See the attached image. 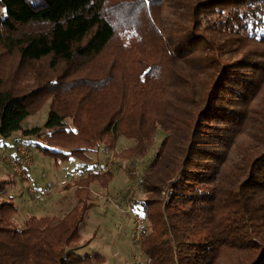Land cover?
Instances as JSON below:
<instances>
[{
  "label": "trees",
  "instance_id": "16d2710c",
  "mask_svg": "<svg viewBox=\"0 0 264 264\" xmlns=\"http://www.w3.org/2000/svg\"><path fill=\"white\" fill-rule=\"evenodd\" d=\"M187 1L191 3L187 12L176 8L174 13V16L181 14L184 18L186 14L190 18L191 27L184 28L185 34L179 43L167 42L164 35L160 41L157 36L160 37L161 31L153 27L149 14L150 40L155 38L154 41L160 43V51L154 41V49H143L154 57L155 63L148 67L144 82L137 79L138 82L126 85L122 80L129 68L125 66L127 63L122 64L124 71L118 79L113 76L120 62L116 56L109 64L102 63L101 79L90 76L78 82L68 81L77 71L91 69L112 45L116 25L108 14L107 0H0L3 9L0 14V135L9 137L14 132L34 135L42 139L43 143L37 142L36 146L45 155L63 159L72 155L89 161L88 150L99 149L101 144L111 149L112 141L117 144L120 136L126 137V133L118 132L122 120L107 121L101 130L107 135L112 132L114 138L105 141L100 134L84 133L78 124L68 125L67 119L77 120L62 109H71L74 102L84 109L92 108L89 100L102 95L112 99L114 94L110 90L117 85L126 88L120 98L123 103L129 100L125 97L131 96L130 106L143 105L139 100L141 90L137 91L141 84L147 87L145 91L160 84L172 87L162 74L169 69L177 85L178 77L185 79L177 70L178 66H183L190 89L185 94L196 97L195 103L188 104L190 116L184 121L187 129H191V138L181 158L180 152L171 157L161 184L143 180L148 191L143 204L151 224L145 228V236L139 243L141 253L146 264H264V118L260 116L254 120L255 112L249 108L264 83V69L258 77L255 73L264 55H257L256 64L248 67H238L237 63L242 61H230L218 68L222 57L219 49L226 39L245 32L242 42L250 40L264 44V0ZM175 7L181 4L172 6ZM205 12L207 16L221 13V28L226 30H216L215 25L210 29L212 33L224 34V39L209 37L206 30L199 29L202 28L200 16ZM256 16L260 19L258 24L250 20ZM131 26L129 24V28H133ZM237 26L243 31L236 32ZM197 44H201L203 57L193 49ZM8 56L18 57L16 72L30 65L27 76L36 79V85L30 90L27 88L31 85H17V80L22 83L27 76L22 79L16 72L12 71L11 76L4 71ZM43 59L50 60L52 69L61 63L67 68L60 77H47L36 66ZM204 62L208 64L202 65ZM250 62L247 59L246 63ZM201 75H210L211 84L201 80L198 77ZM128 88L133 90L128 93ZM80 94L83 96L78 100ZM48 98H51L50 111L45 125L26 129L24 123L42 105L38 104ZM200 103H204L203 107ZM257 104L261 102L258 100ZM130 106L127 115L135 112ZM122 108L123 104L116 112L121 113ZM160 125L170 130L171 136L172 130H176V125L171 128L165 121ZM253 125H256L254 130ZM247 130H251L248 141L236 142ZM146 133L138 129L136 135L127 134L138 141L134 148L147 149L151 134ZM241 146H246L243 154L239 152ZM256 148L261 152L249 157ZM157 163L155 168L160 161ZM91 178L92 174L80 182ZM166 189L173 190L174 194L166 202L158 203L153 195L161 197ZM4 191V183L0 182V197L4 196ZM84 192L86 188H81L79 196L85 198ZM84 210L78 206L60 219L33 217L20 228L12 220L17 212L16 205L1 198L0 264L105 262V257L99 253L82 256L73 250L82 240Z\"/></svg>",
  "mask_w": 264,
  "mask_h": 264
},
{
  "label": "rangeland",
  "instance_id": "374dc122",
  "mask_svg": "<svg viewBox=\"0 0 264 264\" xmlns=\"http://www.w3.org/2000/svg\"><path fill=\"white\" fill-rule=\"evenodd\" d=\"M179 3L181 7L172 8V6L174 7L175 4ZM190 4L187 0H107L108 14L110 13L109 16L116 25V36L113 38L112 45L91 69L77 71L68 81L78 82L81 79H90V76L94 79H101L103 74L102 63L109 64L110 61L117 58L121 63L118 62L113 74L116 79H118L120 72L124 71L122 64L125 62L127 63L125 66H129V68L124 80H122L124 81L123 84L131 85L134 84L133 82H138V80L144 82L145 75H148V67L155 63L153 61L154 57L143 50L151 47L154 49L152 42L155 38L150 40L149 35V14L152 16L153 27L161 31L159 33L160 37L155 34L160 41L162 35H164V38L168 39L167 42L175 41L179 43V39L184 37V28L187 29L191 26H189L190 18L186 14L184 18L181 14L174 16L175 9H179L180 12L182 10L187 12V6ZM2 12L3 9L0 7V14ZM206 13L200 16L202 28L199 29L206 30L205 32L209 37L224 39V34L212 33L210 29L215 25L214 29L216 30L222 32L226 30L221 28V13L212 16H207ZM250 20L251 22L256 21L257 24L260 21L257 16ZM129 24L133 28H129ZM254 26L256 27L255 23ZM258 28L262 29L263 26ZM235 31L242 32L243 29L237 26ZM241 38H246L245 32L236 34V36L226 39L225 42L222 40L223 48L219 49L222 54L219 61L220 65H218L219 69L230 61H242L240 64L237 63V66L248 67L251 63L252 65L256 64L257 55H264V44L250 40L242 42ZM226 42L229 45H226ZM156 45L158 51H160V43L158 42ZM193 49L200 57L205 55V53H200L201 44L193 46ZM193 49L191 48V50ZM191 50L189 51L191 52ZM185 53H188V50H185ZM6 58L9 61L4 71L12 76V71L16 72L15 68L19 66L18 57L8 56ZM247 59L251 62L246 63ZM177 61L179 60L175 62ZM207 64V62H204L202 65ZM29 66L27 64L16 72L20 74V78L23 79L24 76H27L26 71L30 69ZM36 66L38 70L43 72V75L46 74L47 77L50 76L51 78L60 77L67 68L66 64L61 63L57 68L52 69L49 59L41 60ZM244 69L247 70V68ZM262 69H264V58L259 69L256 72L253 70L252 73H257L258 77ZM177 70L186 79L178 77L177 85L169 69L162 72L164 78L168 79L172 87L167 88L160 84L154 89L145 91L147 87L141 84L137 91L141 90L139 100L143 105L130 106L129 104L133 102L131 96L125 97L129 100L123 103L120 98L125 93L126 88L117 85L110 90V93L114 94V97L109 96L113 97L112 99L102 95L100 98L89 100L90 105H93L92 108L88 106L87 109H84L78 105V102H74V104H71L74 107H69L71 109H62L70 117H75L74 119L77 120L73 122L72 118L67 119L68 125L78 124L83 128L84 133L90 131V135L100 134L105 141H112L114 138L112 132L107 135L101 130L108 123L107 121L113 118L122 120L118 132L121 134L126 133V137L120 136L117 144L112 141L111 149H106V146L101 144L99 149L88 150L87 155L91 161H84L72 155L65 159L45 155L36 146L37 142L43 143L42 139L34 135L28 136L21 132H14L9 137L0 135V157L3 154L10 157L17 154V152L20 154L19 147H21L28 152L31 158L30 165H26L24 170L19 171L22 174L15 171L9 161L0 158V182L4 183L5 188L4 196H1L0 199L5 198L7 201H13L16 205L17 212L12 218L13 222L18 227L23 228L33 217L56 216L60 219L79 206V208L85 209V216L81 223L82 240L76 247H73L74 252L82 256L97 253L103 255L105 262H95L96 264H146L147 260L141 253L140 244L135 241L134 237V230L137 227L135 214L143 218L144 229L150 227L151 224L149 216H146L147 207L143 204L148 196L143 180L147 179L150 183L161 184L164 178V169H167L169 161H172L171 157L180 152L178 155L181 158L191 138V129H187L184 121L190 116L188 104L195 103L196 97L185 94V91H190L187 83L188 75L185 74L186 71L183 70V66H178ZM218 74L216 72V76ZM27 77L22 83L17 80V85H23L24 87L31 85L27 88L30 90L32 86L36 85L34 84L36 79L30 75ZM198 77L211 84L210 75ZM212 77L215 78V75L213 74ZM119 84L121 85V83ZM132 90L133 88H128L127 92L130 93ZM82 96L83 94H80L77 97L78 100ZM50 100L51 98H48L45 102L38 104V106L42 105L24 123L26 129L45 125L50 111ZM180 100H182L181 103ZM258 100L261 104H257ZM122 104L123 110L121 113L120 111L116 112ZM203 105L204 103H200L199 106L203 107ZM262 105L264 106V83L253 103L249 106L250 110L255 112V115L250 114V117L254 115V120H258L260 116L264 118ZM129 106L135 112L127 115ZM198 108H195L196 112H198ZM163 121L171 124L169 126L171 128L176 125V130H172V136L170 130L160 125ZM254 128H256V125L252 126L253 130ZM138 129L144 133L148 132L147 135L151 134V140L146 143L145 148L147 149L145 150L134 148L138 145V141L135 137L129 136L136 135ZM250 132L251 130H247L244 134H240L236 142L238 141L241 144L243 140L248 141ZM167 137L168 140L164 143ZM245 149L246 146H241L239 152L243 154V151H247ZM260 152L261 150L256 148L249 153V157H253ZM158 161H160V164L156 169L155 165L158 164ZM110 172L112 175L106 177L108 176L106 174ZM90 174L93 176L91 180L86 181L87 183L80 182L81 179L88 177ZM99 176L102 177L98 179ZM81 188L87 190L83 193L85 198L78 194ZM173 194V190L166 189L162 191L161 197L153 195V198L158 203L161 201L166 202Z\"/></svg>",
  "mask_w": 264,
  "mask_h": 264
},
{
  "label": "built area",
  "instance_id": "2783aa9c",
  "mask_svg": "<svg viewBox=\"0 0 264 264\" xmlns=\"http://www.w3.org/2000/svg\"><path fill=\"white\" fill-rule=\"evenodd\" d=\"M19 150H20V154L19 152H17V154L11 157L6 154H3L2 157H0L3 160L9 161L12 167L14 168V170L17 172L24 170V167H26V165H30V161H31V158L26 150L22 149L21 147H19ZM134 217L137 225V227L134 230L135 231L134 237H135V241L140 243L145 236L143 218L138 214H135Z\"/></svg>",
  "mask_w": 264,
  "mask_h": 264
},
{
  "label": "crops",
  "instance_id": "0c3cea01",
  "mask_svg": "<svg viewBox=\"0 0 264 264\" xmlns=\"http://www.w3.org/2000/svg\"><path fill=\"white\" fill-rule=\"evenodd\" d=\"M56 219H59L58 217L54 216Z\"/></svg>",
  "mask_w": 264,
  "mask_h": 264
}]
</instances>
